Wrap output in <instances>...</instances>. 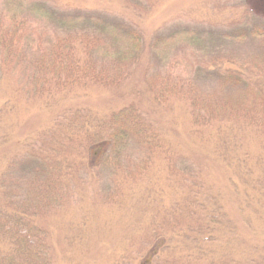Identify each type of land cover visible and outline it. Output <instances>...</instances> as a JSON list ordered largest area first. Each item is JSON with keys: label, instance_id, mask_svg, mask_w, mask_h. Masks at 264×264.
Here are the masks:
<instances>
[{"label": "rangeland", "instance_id": "374dc122", "mask_svg": "<svg viewBox=\"0 0 264 264\" xmlns=\"http://www.w3.org/2000/svg\"><path fill=\"white\" fill-rule=\"evenodd\" d=\"M38 5L58 15L85 13L138 26L146 49L142 68L119 85L88 83L51 95L34 93L32 53L23 61L4 60L0 50V201L17 197L33 178L28 159L38 144L37 134L75 109L106 116L133 106L155 125L162 144L149 150L134 141L121 170L93 166L72 176L65 199L35 219L47 234L50 264H150L145 259L152 250L169 242L175 255L187 258L175 236L177 225L168 221L161 229L160 223L177 202L193 201L199 211L201 204L212 207L213 196L235 227L215 231V240L202 242L209 252L205 260L264 264V182L253 188L237 181L236 189L233 171L213 153L212 127L199 131L193 125L187 100L173 97L162 105L154 103V91L143 79L147 68L150 73L170 71L180 80L198 79L210 89L213 56L243 57L264 41V36L250 34L254 27L264 32V0H0V16L8 20ZM34 16L38 20L27 25L33 38L46 43L63 33L56 21L41 19L37 12ZM183 30L192 31V38L151 48L158 37ZM241 34L245 37H238ZM255 132L245 129L241 141L245 149L264 156ZM253 169L252 177L264 179V168L255 164ZM137 171L142 174L134 175Z\"/></svg>", "mask_w": 264, "mask_h": 264}, {"label": "trees", "instance_id": "16d2710c", "mask_svg": "<svg viewBox=\"0 0 264 264\" xmlns=\"http://www.w3.org/2000/svg\"><path fill=\"white\" fill-rule=\"evenodd\" d=\"M35 12L41 19L56 21L63 33L46 43L30 36L27 25L38 20ZM16 14L8 20L3 14L0 16V50L4 51V60L23 61L32 53L34 93L47 91L51 95L58 89L88 83L115 86L142 68L146 43L138 26L106 21L102 16L88 18L85 13L58 15L45 12L39 5L24 10L20 16ZM92 20L96 21L93 26ZM250 34L255 38L264 36L256 27ZM185 37L192 38V31L158 37L151 48L156 50ZM212 60L210 89L198 79L180 80L170 71L150 73L147 68L143 79L154 91L152 100L157 105L173 97L187 100L193 125L201 128L199 131L212 127L214 132L209 137L213 153L233 171L237 180L231 178V184L238 189L240 181L255 188L252 185L263 184L264 179L263 175L252 177L253 166L264 168V156L245 149L240 134L247 128L254 129L264 147V41L243 57L230 53L213 56ZM37 136L38 144L28 159L34 166L33 178L17 197L0 201V264H50L47 234L35 219L65 199L72 176L93 166L121 170L125 151L134 141L149 150L162 145L155 125L133 106L106 116L78 108ZM141 169H145L144 165ZM141 174L137 171L134 175ZM113 197L110 193L109 199ZM211 199L212 207L201 204L199 211L193 208V201L177 202L167 220L160 223L161 229L168 221L177 225L175 236L182 251L188 252L187 258L175 255L169 242L159 250L153 249L145 260L150 264H225L221 260H205L209 252L202 242L215 240V231L235 227L217 197Z\"/></svg>", "mask_w": 264, "mask_h": 264}]
</instances>
